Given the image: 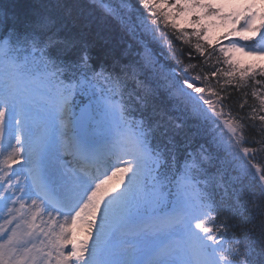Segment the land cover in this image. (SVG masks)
Returning a JSON list of instances; mask_svg holds the SVG:
<instances>
[{
  "label": "snow or ice",
  "instance_id": "1",
  "mask_svg": "<svg viewBox=\"0 0 264 264\" xmlns=\"http://www.w3.org/2000/svg\"><path fill=\"white\" fill-rule=\"evenodd\" d=\"M234 2L120 0L106 15L153 39L156 21L142 9L173 30L185 20L192 31L180 29L178 39L196 37L202 57L201 39L211 44L214 29L243 20L225 39L238 34L244 43L219 48L231 70L210 73H222L229 85L239 74V87L249 74L255 80L257 68L264 76V0H243L225 13ZM65 7L60 0H0V264H264V174L259 194L243 202L242 189L223 175L225 164L261 173L255 154L264 152V95L253 91L258 106L233 116L231 94L209 86V74L193 75L192 64L167 95L150 86L143 63L95 65L86 42L62 35L71 14L50 9ZM165 102L181 105L179 114L173 118ZM38 108L46 113L40 124ZM172 196V210L157 215ZM247 210L262 218L259 254L221 215Z\"/></svg>",
  "mask_w": 264,
  "mask_h": 264
},
{
  "label": "trees",
  "instance_id": "2",
  "mask_svg": "<svg viewBox=\"0 0 264 264\" xmlns=\"http://www.w3.org/2000/svg\"><path fill=\"white\" fill-rule=\"evenodd\" d=\"M117 1H114L115 7L120 3ZM3 2L9 3L11 0H3ZM19 2L32 3L33 0H19ZM56 2L57 0H50L52 4ZM104 2H107V0H60V3L66 6L65 8L50 9V11L61 14L65 11L70 12L72 23L68 31L62 33V35L86 42L95 65L112 67L117 62L121 65L125 63L132 65L138 62L143 63L147 69V80L150 82V86L158 88L160 93L167 95V88L176 82L177 78L183 80L184 73L181 68L192 64L195 66L192 72L193 75L209 74V86L220 92L221 95L225 94L222 89L231 94L230 108L233 116L245 115L251 111L249 106H258L259 101L253 97L252 93L255 91L258 96L264 95L263 83H255V80L261 81L260 77L255 76V80H253L252 74H249L245 78L246 82L238 87L239 74L231 78L233 82L230 85L225 83L229 78L224 77L222 73L217 77L210 76V73L216 69L231 70L230 66L224 63L225 57L219 51L216 42L208 44V42L201 39L200 42L207 45L205 56L202 57L195 51L196 37L192 36L190 43L178 39L180 29H185L191 33L192 28L190 26L180 27L179 25L178 29L173 30L170 27H165L158 17L149 16L147 11L143 9L141 11L150 24L153 20L156 21V39H153L150 33H144L142 28L129 27L128 30H125L123 24L118 22L117 19L106 15L108 9ZM136 24H139L138 20ZM190 52L191 57L189 56ZM139 74L144 76L145 72ZM244 101H247V104L241 110L240 104ZM162 107L165 111L170 112L174 118L179 114L182 106L179 104L169 106L165 102ZM224 111L228 112L229 107H225ZM255 123L258 127L261 126L259 120H256ZM253 135L256 136L255 133ZM246 139H252V137L248 136ZM256 139H259V136H256ZM227 159V155L221 153V161ZM255 162L261 167V174H264V152L255 154ZM223 175L226 184L230 185L234 182L238 190L242 189L240 191L242 202L248 193L255 192L259 194L260 192V182L255 171L243 173L235 165L225 164ZM217 203L226 205L230 201H222L217 196ZM221 215L229 217L230 222L237 226L230 230L231 233L240 238L247 235L253 249L259 254L261 243L259 225L262 218L253 216L251 210L238 212L235 216L231 212L222 213Z\"/></svg>",
  "mask_w": 264,
  "mask_h": 264
},
{
  "label": "rangeland",
  "instance_id": "3",
  "mask_svg": "<svg viewBox=\"0 0 264 264\" xmlns=\"http://www.w3.org/2000/svg\"><path fill=\"white\" fill-rule=\"evenodd\" d=\"M109 1L110 0H107V2H104V5L106 6V8L107 9H109L110 7H115V5H114V1L115 0H112L110 3H109ZM117 2H120L119 0L117 1ZM109 3V4H108ZM243 3V0H237V2H234V3H231V4H227L225 7H224V9H223V11L225 12V13H227V12H230V11H232V10H234V9H238L239 7H240V4H242ZM243 23V20H241L238 24H236V25H234V26H226V27H218V28H216V29H214L213 30V36H214V39H213V41L212 42H215L216 40H218L220 37H222V36H224V35H226L229 31H230V27H236V28H240V25ZM257 24H259V21H257ZM179 25H180V27H186V26H190V24L187 22V21H185V20H181L180 22H179ZM178 25V26H179ZM191 27V26H190ZM150 35H151V37H152V34L150 33ZM258 37V36H257ZM162 38V37H161ZM160 38V39H161ZM233 40H236V41H238V42H240L241 44H242V42L243 41H240V38H239V35L238 34H232V35H229L228 37H227V39H223V40H221V43L219 42V41H217L219 44H220V46H227L231 41H233ZM160 42H161V44H162V41L160 40ZM165 44V43H164ZM220 46L218 47V48H220ZM236 56H240V54H235ZM258 74H259V71L257 72ZM260 75V74H259ZM76 108L74 107V111H76L75 110ZM46 115V113L44 112V110L42 109V108H38L37 109V113H36V120H37V123L38 124H40V123H42V120H43V117ZM98 119H102V117H98ZM5 144L7 143V141L5 140V142H4ZM13 143H14V141H13ZM7 170V169H6ZM254 171V170H253ZM122 187V186H121ZM172 198L175 200V197L174 196H172ZM173 202L174 201H165L163 204H161V205H158L157 206V208L156 209H158V208H160L161 206H164V204H169V206L170 207H173ZM28 203H30V201L28 202ZM17 207H18V205H17ZM3 214L2 213H0V216H2ZM49 220V217L47 216V215H45L44 216V220ZM46 220V221H47ZM0 223H3V220L2 219H0ZM36 223L37 224H39L40 223V221H39V219L36 221ZM56 231L58 232L59 231V228L58 227H56ZM129 239H132V238H129ZM53 255H55V253H53ZM53 264H54V262H53Z\"/></svg>",
  "mask_w": 264,
  "mask_h": 264
},
{
  "label": "bare ground",
  "instance_id": "4",
  "mask_svg": "<svg viewBox=\"0 0 264 264\" xmlns=\"http://www.w3.org/2000/svg\"><path fill=\"white\" fill-rule=\"evenodd\" d=\"M67 159L69 160V158H68V157H67ZM114 183H115V181H113V182H112V184H114Z\"/></svg>",
  "mask_w": 264,
  "mask_h": 264
}]
</instances>
